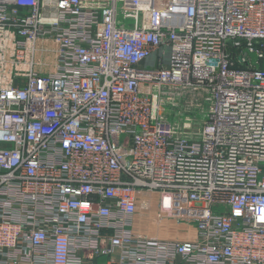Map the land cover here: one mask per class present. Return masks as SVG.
<instances>
[{
    "label": "built area",
    "instance_id": "obj_1",
    "mask_svg": "<svg viewBox=\"0 0 264 264\" xmlns=\"http://www.w3.org/2000/svg\"><path fill=\"white\" fill-rule=\"evenodd\" d=\"M0 264H264V0H0Z\"/></svg>",
    "mask_w": 264,
    "mask_h": 264
},
{
    "label": "rangeland",
    "instance_id": "obj_2",
    "mask_svg": "<svg viewBox=\"0 0 264 264\" xmlns=\"http://www.w3.org/2000/svg\"><path fill=\"white\" fill-rule=\"evenodd\" d=\"M189 103L192 105L189 106ZM203 109H205L203 100L188 98V96L165 101L163 104L166 118L178 126H182L188 119L193 127H198L205 119ZM151 204L152 206L148 211H139L141 213L138 218L139 229L157 238H184V234L182 235L179 231L184 229L187 223L179 220L158 219L156 212L160 208L159 204L156 201L151 202Z\"/></svg>",
    "mask_w": 264,
    "mask_h": 264
},
{
    "label": "water",
    "instance_id": "obj_3",
    "mask_svg": "<svg viewBox=\"0 0 264 264\" xmlns=\"http://www.w3.org/2000/svg\"><path fill=\"white\" fill-rule=\"evenodd\" d=\"M245 52H247V54L251 57L252 64H254L257 67V64L255 63V61H256V54L253 53V52H249L247 49L245 50Z\"/></svg>",
    "mask_w": 264,
    "mask_h": 264
}]
</instances>
